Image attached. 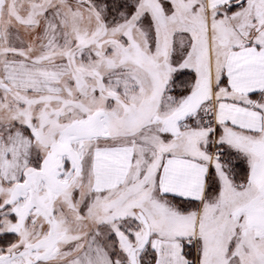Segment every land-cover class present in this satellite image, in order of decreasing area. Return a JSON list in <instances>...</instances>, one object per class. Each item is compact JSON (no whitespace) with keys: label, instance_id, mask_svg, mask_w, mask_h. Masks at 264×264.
I'll list each match as a JSON object with an SVG mask.
<instances>
[{"label":"snow or ice","instance_id":"6c2138e0","mask_svg":"<svg viewBox=\"0 0 264 264\" xmlns=\"http://www.w3.org/2000/svg\"><path fill=\"white\" fill-rule=\"evenodd\" d=\"M0 264H264V0H0Z\"/></svg>","mask_w":264,"mask_h":264}]
</instances>
